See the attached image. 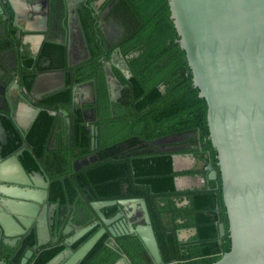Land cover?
I'll list each match as a JSON object with an SVG mask.
<instances>
[{"label": "water", "instance_id": "1", "mask_svg": "<svg viewBox=\"0 0 264 264\" xmlns=\"http://www.w3.org/2000/svg\"><path fill=\"white\" fill-rule=\"evenodd\" d=\"M5 1L13 15L12 24L19 31L17 23L20 18L27 22L37 21L42 32L54 21L50 15V0H0V16L7 17L9 11L4 7ZM65 1H69L65 11V39L45 42L63 45L66 65L70 67L73 49L78 45L83 52L80 60L87 54L76 14V8L85 0ZM166 1L178 46L184 52L191 73V84L197 88V96L205 102L207 138L215 152L219 173L221 203L226 216L227 252L211 264H264V0ZM93 2L99 6L103 0ZM71 34L76 45L70 42ZM5 39L8 47L0 50V81H7L2 96L8 99L9 87L12 86L20 96L25 95V90L19 88L13 78V75L15 79L18 77V63L9 38ZM106 68L110 70V65ZM62 89V72L39 74L31 84L32 101L35 103L38 98ZM76 91V87L71 89L72 105L76 102ZM6 105V114L0 113V117L10 120L23 135L39 109L32 111L26 125L21 126L8 100ZM48 114L69 124L66 111H49ZM86 131L90 133L91 146L95 145L96 128L89 126ZM5 138L6 132L0 121V149ZM23 150L0 160V183L13 186L8 189L10 191L0 192V197L6 199L0 200V264H27L33 252L39 254L49 250L48 244L59 236L64 238L59 246L62 249L45 264H81L105 234L111 239L127 235L136 237L148 255V264H178L176 260L161 261L143 200L89 201L91 217L86 225L73 223L75 218L71 214L65 229L57 226L56 236L51 238L52 215H48L50 223L46 224L43 220L44 204L40 201V196L42 200L45 198L47 184L38 172L36 177L43 183V191L36 193L26 189L38 187L18 162ZM172 158L175 163V157ZM20 187L25 188L17 189ZM113 206L122 211L105 217L102 210ZM38 208L40 212L37 213ZM136 209L140 212L141 223L133 226L130 219ZM75 217L79 219L76 214ZM95 227L97 229L91 236L76 249H71ZM219 232L223 233L221 225ZM30 235L33 245L18 256L19 248L13 247ZM17 256L18 260L14 261ZM112 264L129 262L120 255Z\"/></svg>", "mask_w": 264, "mask_h": 264}, {"label": "trees", "instance_id": "2", "mask_svg": "<svg viewBox=\"0 0 264 264\" xmlns=\"http://www.w3.org/2000/svg\"><path fill=\"white\" fill-rule=\"evenodd\" d=\"M120 1L124 3L127 11L136 20L135 26L125 37L120 50V54L124 58V64L130 73L129 80L123 81L127 85L124 90L127 110L114 116L116 118L107 123V130L104 132L101 129L100 119L102 113L100 107L106 105V96L102 74L103 60H99L103 52L101 47L94 43L92 28L94 18L91 16L88 7L80 5L76 10L89 50L88 60L67 67L64 46L49 42H44L38 54L33 58L27 57L22 52L23 49L16 52L20 70L18 85L27 91L30 89L36 73L63 72L64 88L45 96L40 101L39 106L41 109L25 134L26 145L31 151L24 153V162L25 165L28 164L32 168L36 163V158H41L45 154L44 148L54 126L55 117L49 115L47 111L56 109L68 111L71 87L92 79L95 80L97 119L94 125L98 129L97 144L102 146V142H111L104 146L112 145L106 150L104 159L99 160L90 167H85L81 171L71 172L70 162L73 159L74 151L77 150L79 155L89 152V136L82 125L79 110L73 112L74 121L71 125L73 141L71 147L59 152L61 163L56 165V171L52 173L51 177L54 180L51 185L52 192L54 191V196L59 199L57 201L60 205L74 204L76 207H82V202L76 200L78 195H86L89 198L88 201L117 198L119 190L114 182L116 180L114 171L119 164V157H117L118 148L113 146L115 139L118 141L131 138V146L135 144L136 137L142 142H148L165 136L195 133L196 137H191L189 143L195 142L197 147L202 144V149L209 152L210 164L215 167V152L207 139L205 102L197 96L198 90L191 84V73L184 52L178 46V36L169 19L167 1ZM4 7L6 8V6ZM12 37L11 33L10 38ZM107 58L108 54L105 60ZM0 121L10 139V145L4 152V155H7L18 148L21 138L10 120L0 117ZM113 134L119 135H116V138H110L111 140L104 139L107 136L111 137ZM124 162L130 164L129 161ZM131 165L139 171V174L148 173L150 175L147 181L150 182L154 194H161L164 190L173 191L172 177L174 174L171 170L169 154L154 155L149 160L138 159L136 162H132ZM217 195L218 204L221 207L219 190ZM212 197L214 198L213 195ZM191 203L192 210L195 209L199 212L194 217L199 232L195 236L198 247L186 248L188 255L181 252L180 244L174 234L175 227H173L172 221L174 217L179 215L174 205L171 203L166 204L162 208H156L154 211L149 212L163 263L176 260L178 264H211L217 259H203L206 255L218 251L214 243H211L216 234L215 226L208 219L207 211L203 212L204 209L213 207L214 200H200L199 203H193L192 200ZM115 210L116 207L113 206L103 209L102 212L105 217H109L114 214ZM160 212H170V220L163 223L161 221L163 217L159 216ZM89 220L90 217L81 223L86 225ZM203 225H207V227ZM96 229L97 227L85 234L71 246V249H76ZM224 239L225 242L221 246V251L227 252V238L224 237ZM112 240V244H107L105 236H102L81 264H112L120 255H124L129 264H148V255L134 236L127 235ZM31 243L30 240L28 244ZM61 249V247H57L39 253L32 264H45ZM20 253L22 252H19L18 256ZM18 256L14 261L18 260ZM193 258L203 260L191 261Z\"/></svg>", "mask_w": 264, "mask_h": 264}, {"label": "flooded vegetation", "instance_id": "3", "mask_svg": "<svg viewBox=\"0 0 264 264\" xmlns=\"http://www.w3.org/2000/svg\"><path fill=\"white\" fill-rule=\"evenodd\" d=\"M56 2L62 3L63 1L50 0L51 14L53 12V14L51 15L53 17L52 19H56L57 17L56 13L53 10L54 3ZM80 5H85L90 9L91 16L94 18L92 23V28L94 32V43H97L101 47V50L103 52L102 55L99 57V60L101 61L103 60L102 74L104 80V91L106 96V105L100 107L102 113L100 119L101 129L104 132L107 130V123H109V121H111L112 119L116 118L114 116H117L120 113L127 110L126 94H124L125 92L124 90L127 88V85L123 83V81L129 80L130 73L124 64V58L121 56L120 50L124 43L123 41L125 40V37L130 33L131 29L135 26L136 20L131 16V14L127 11L124 3H122L120 0H103V2L99 6H95L93 0H85ZM52 22L53 25H56V22L54 21ZM76 44L77 43H75V45ZM86 48H87V54L83 57L82 60H80L81 56H83L82 55L83 52H81V48L78 45L77 47L78 51H76L74 55L73 54L71 55L69 62L71 66H74L80 62L89 59V50L87 44H86ZM107 54H108V58L107 60H105ZM106 65H110V70L106 68ZM48 72H62V71H48ZM42 73H47V72L36 73V76ZM94 83L95 80L92 79L83 83H79L77 85H73L71 87V89L73 87H76L77 89L75 93L76 102L73 103L72 105L70 99L68 111L64 109L47 111V112L66 111L68 113V117L70 121L69 124L66 125L62 118H57L56 116H54L55 121L52 129V133L48 137L47 143L44 148L45 154L41 158H36V163L34 164L33 168L28 164L25 165L24 162L25 161L24 153L27 152L29 153L31 151V149L26 145L25 142V134L30 126L27 128L26 132L23 135H21L17 131V133L20 135L21 140L18 143L17 146L18 148L15 151L7 155H4V152L10 145L9 143L10 139L7 133H6L5 143L4 145H2L0 149L1 161L7 159L15 152L24 149L21 152L20 156L18 157V162L23 168L24 172L28 176L31 175V177L35 181L36 186L38 187L37 189L29 187L26 188L27 190L35 191L36 193H40L43 191V187H42L43 183L41 182V180L37 179L36 177V174L38 172H40L43 179L45 180V184H47V187L44 190L46 192V195L44 200H42L40 196V201H42L44 204L43 220H46V224L48 222L50 223L48 219V215L50 216L52 215L51 224L49 226V228L51 227V232H50L51 238L52 237L54 238L56 236L55 230L57 226L60 225L61 229H65L67 225L66 221L71 214L74 215L73 218H75V214L79 217V219H77L76 217L74 221L72 220L73 223L76 224H82L81 222H83L86 218L89 219V217H91V211L88 208V205L85 204L86 201L87 204L89 202L88 201L89 198L86 195L77 196L76 200H80L83 205L82 207L80 206L76 207L74 204H65V205L58 204L59 202L57 200L59 199H57L54 196L55 194L54 191L52 192L53 188L51 185L54 182V180L51 178L52 173H55L56 165L58 163H61V155L59 154V152L69 149L73 141V133L71 132V125L74 121L73 112L79 110L80 117L82 120V125L84 127L85 132L89 136V152L84 155H79L77 150L74 151L73 159L70 162L71 172L81 171L85 167H90L92 164H95L99 160L104 159V154L106 153V150L108 149V147L112 145V144L108 145L107 147L104 146L107 143H111V142H102V146H98L97 144L96 138L98 136V129L94 125L97 119V114H96L97 102H96V95L94 90ZM19 88L25 90L21 86H19ZM30 89L28 91L25 90V95L20 96L19 94V96L21 97L22 100H24L31 106V112L34 111L36 108H38L40 111L41 109L39 106L40 101L45 96H48L50 94L38 98L37 102L34 103L31 98V94H34V92L30 93ZM72 106H73V111L70 112ZM6 110L7 108L5 109L0 108V113L6 114L4 113L6 112ZM89 126H93L96 128V135L93 138L95 141V145L93 144V146H91L90 143V138H91L90 133L86 131L89 128ZM116 135L119 134H115V135L113 134L111 137L107 136L104 139L111 140L110 138H116L117 137ZM191 137L195 138L196 134L192 133L190 135L165 136L148 142H142L138 137H136L135 144L131 146H130V143L132 142L131 138H125L118 141H116L115 139L113 146L118 148L117 157H119V164L118 166L115 167L114 176L116 180H114V182L117 184L116 187L119 191L117 193V198L101 199V200H143L149 220H150L149 212L154 211L156 208L158 209L162 208L166 204H170V203L173 204L179 213V215L174 217L172 221L173 227H175L174 234L177 242L180 244L179 247L181 252L187 255L188 253L186 252V248L194 247V246L198 247L197 245L198 243L196 242L195 236H197V232H199V230L197 225H195L196 220L194 217L197 216L199 212L196 211L195 209L192 210L191 202L192 200L193 203H199L200 200H214L213 207L204 209L203 212L207 211V214L209 216L208 219L212 221V224L215 226L216 234L213 240L211 241V243L212 242L214 243V245L218 248V251L206 255L205 257H203V259L204 260H210L213 258L218 259L219 256L226 253L221 251V246L225 242L224 237L227 238L225 211L222 203H221V207H219L218 204L219 203L218 195H217L218 190L220 194L219 173L218 170L216 172L217 169L216 162H215L216 169L210 164L209 152L202 149L203 145L200 144L197 147L195 145L196 144L195 142L189 143V139ZM21 143H23V147H21ZM162 153L169 154L171 159V170L172 173L174 174V176L172 177L173 191L170 192L168 190H164L161 194L156 195L151 190L150 182L147 181L150 175L148 173L139 174L138 173L139 171L134 169L131 163L136 162L138 159L149 160L152 157H154V155L156 156ZM173 156L175 157V163H173L174 162L172 158ZM124 161H129L130 164H127ZM10 188L13 189V186L0 183L1 193L10 191L8 190ZM23 188L25 187H20L17 189H23ZM212 195L214 196V198L212 197ZM0 200H6V199L0 197ZM219 200H221V195ZM53 205H55L56 207L54 208ZM118 211H122V210L116 209L114 214L117 213ZM38 212H40L39 208L37 213ZM114 214H112L111 216H113ZM159 216L163 217L161 221L164 223L165 221L170 220L171 213L160 212ZM223 218L225 220H222ZM59 219H61V221ZM130 221L133 226L141 223L140 212L137 209L132 214ZM150 224H151V220H150ZM220 225L223 227L222 234H220L219 232ZM203 226L207 227V225H203ZM180 235H183V237H180ZM103 236H105V241L107 244L113 243V240L108 235L105 234ZM63 239L64 238H61L60 236L57 237L55 242H50L48 244L47 246L48 249L51 250L59 247ZM30 240L32 243L29 245L28 242H30ZM32 245H33V240H32V236L30 235V236H26L24 240L17 242L15 244V247L13 248L14 249L19 248L17 252L18 255L19 252H23V250H25L27 247H31ZM3 249L7 253V249L6 248ZM14 249L12 250V252L14 251ZM12 252H10V254ZM37 254L38 253H36L35 256H32L30 260L34 261ZM201 258H196V259H201ZM196 259L193 258V260L191 261H194Z\"/></svg>", "mask_w": 264, "mask_h": 264}, {"label": "crops", "instance_id": "4", "mask_svg": "<svg viewBox=\"0 0 264 264\" xmlns=\"http://www.w3.org/2000/svg\"><path fill=\"white\" fill-rule=\"evenodd\" d=\"M18 0H10V2H14ZM62 3L56 2L54 3V12L56 13V19H54V22H56V25H53V22L49 23V26L47 25L46 29L42 32V26H39L37 21H30L27 22L23 20V18H20L18 21V26L20 27V31L18 28L14 27L12 24V13L9 11L8 2L5 1L4 6L9 11L8 16H0V50L3 48L6 49L8 47L6 39L9 38L10 43L13 46V54L14 59L17 63V55L16 52H20L19 49H23L22 52L26 54L27 57H35L39 52V49L41 45L45 41H55L57 39L64 40L65 39V26H66V17H65V11H66V3L69 4V1L62 0ZM56 5V7H55ZM53 14V12H52ZM51 11H50V15ZM23 17V15H20ZM70 20H68L69 22ZM71 22H69L70 25ZM27 26V27H26ZM56 26V28H55ZM12 33V38H10V35ZM73 34H71L70 42L72 44L77 43V41L73 38ZM78 51V49H73V52L75 53ZM18 54V53H17ZM19 65H18V77L15 79L14 75L13 78L16 83H18L19 80ZM5 79H2L0 81V108L5 109L7 107L6 101L8 100L10 102V109L13 112V114L16 117V120L19 125H26L27 118L29 117V114L31 113V106L21 99L19 94L16 92V90H13L12 87L8 88V99L3 98L2 91L3 87L5 88L6 82ZM2 85V87H1ZM7 87V86H6ZM76 218V217H75ZM180 237H183V235H180ZM36 252H33L32 256H35ZM30 257V259H31ZM29 259L27 264L31 263V260Z\"/></svg>", "mask_w": 264, "mask_h": 264}, {"label": "rangeland", "instance_id": "5", "mask_svg": "<svg viewBox=\"0 0 264 264\" xmlns=\"http://www.w3.org/2000/svg\"><path fill=\"white\" fill-rule=\"evenodd\" d=\"M182 162H184V161H182ZM182 162H181V163H182ZM182 164H183V163H182Z\"/></svg>", "mask_w": 264, "mask_h": 264}]
</instances>
